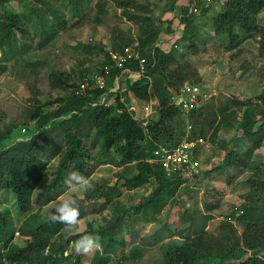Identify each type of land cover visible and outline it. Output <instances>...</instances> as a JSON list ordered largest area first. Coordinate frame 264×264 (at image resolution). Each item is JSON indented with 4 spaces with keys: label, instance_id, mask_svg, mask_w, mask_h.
Here are the masks:
<instances>
[{
    "label": "rangeland",
    "instance_id": "1",
    "mask_svg": "<svg viewBox=\"0 0 264 264\" xmlns=\"http://www.w3.org/2000/svg\"><path fill=\"white\" fill-rule=\"evenodd\" d=\"M145 3L148 10L127 7L147 17H124L122 8L111 0H4L0 3V38L6 32V12L17 15L12 38L0 42V147L24 133L35 132L31 113L49 111L59 103L69 86L50 83L53 73L68 82L90 79L104 59L103 50H119L127 37L141 36L157 29V45L167 55L161 65L165 69L188 62L194 69L193 81L199 85L197 106L190 112L179 110L170 123L178 131L187 125L201 143L193 150L194 168L174 187L158 183L152 174L137 185L126 186L124 177L136 172L135 160L119 162L113 148L108 153L101 145V137L87 121L83 145V172L94 185L92 190H69L65 180L75 170L71 159L60 163L63 143L48 141L40 156L45 160V172L29 195L25 212L17 208L9 188H0V213L9 222L6 238L0 241V253L6 248L31 241L34 230L44 245L41 253L50 255L49 264H68L78 258V264H160L170 244L182 241L190 234L187 224L203 217V229L216 234L222 219L241 230L242 206L251 210L264 203L257 181H264V131L259 136L242 135L241 124L246 113L255 130L259 119L255 116L262 107L259 94H264V52L259 50L255 33L243 34L235 28L238 41L211 29V15L220 9L224 0H190L193 18L188 25L189 36L181 35L184 27L178 21L179 6L188 0H135ZM202 8L198 11L199 8ZM42 17V18H41ZM41 18V20H40ZM264 21V7L255 14ZM161 68V70L159 69ZM164 68L155 66L149 77L151 110L148 118L156 117V95L163 83ZM136 77L123 74L111 89L126 105L133 104L132 114L140 116V100L126 90L125 82ZM116 83V82H115ZM228 98L242 102L228 106ZM106 101H109L108 99ZM55 119V118H54ZM200 128V133L198 130ZM59 144V145H58ZM246 154L244 166L221 164L225 151ZM115 151V150H114ZM216 166V167H215ZM154 167V166H153ZM76 171V170H75ZM155 189L166 200L155 202ZM154 197V199L152 198ZM72 198L78 202L80 221L71 232L65 226L48 219L50 206L58 198ZM144 197L151 200L144 201ZM237 213V214H236ZM240 213V212H239ZM117 222V228L108 223ZM99 235L102 247L84 256L74 252L72 241L83 231ZM0 264H7L6 258Z\"/></svg>",
    "mask_w": 264,
    "mask_h": 264
},
{
    "label": "trees",
    "instance_id": "2",
    "mask_svg": "<svg viewBox=\"0 0 264 264\" xmlns=\"http://www.w3.org/2000/svg\"><path fill=\"white\" fill-rule=\"evenodd\" d=\"M4 0H0V3ZM115 5L122 8L125 18L133 20L137 15L141 18L147 17L144 13L128 11L127 7L147 9L145 3H137L135 0H111ZM187 3L179 6L178 21L183 24L181 35L189 36L188 25L192 21V7ZM264 7V0H224L219 10L211 15L210 24L213 33L225 34L228 41L239 40L236 38L235 28L241 33H255L257 36L258 48L264 52V21H257L255 14ZM202 9L201 7L198 11ZM196 10V9H195ZM17 15L6 12L4 26L6 32L1 35L0 42L5 38H12L15 29L23 31L17 24ZM42 18V17H41ZM40 18V20H41ZM157 29L154 27L145 35L140 34L127 37L122 44L136 41V47L140 56L144 57V66L139 71L135 59H128L122 67L109 66L104 74L105 84L103 87H85L80 92H74L77 82H68L65 77L53 73L50 83L61 87L69 86V91L59 97V103L49 111L40 112L35 109L31 113L34 122L35 132L24 133L12 141L0 147V188H9L14 194L17 208L20 212H25L29 205V195L32 188L38 183L45 172V160L39 152L48 141L59 139L63 145L61 150L60 163L68 159L73 161V167L80 173L83 172V152L84 148L81 139L86 135L87 121L93 126V130L101 137V145L106 153L108 148H113L118 158L107 156V159L126 162L135 160L136 172L124 177L126 186L137 185L152 174L154 177L161 175L162 185L170 186L183 181V176L177 171L165 172L161 165L149 158L152 157V149L156 145L169 146L177 142L184 135L188 138L195 134L189 128L187 132L178 131L170 120L178 115L182 110L171 100V96L177 92L179 85L187 79L195 80L192 75L194 69L188 62L177 63L169 69L161 65L167 61V55L163 53L157 45ZM108 50H103L104 59L99 61L98 72H102L103 65H110L107 55ZM155 66L164 68L162 78L163 83L157 90V105L154 109L156 117L147 119L145 124H141L133 117L132 110L127 108L119 95L116 94L118 86L111 89L110 82L118 84L123 74L134 73L130 81H126V90L135 98L142 102L149 98L150 87L149 77ZM264 67V66H263ZM161 70V68H159ZM116 82V83H115ZM191 82V81H190ZM193 82V81H192ZM258 101L262 102V107L258 109L256 118L259 123L255 130L251 126L249 116L245 113V119L241 124L242 135L259 136L264 131V94H259ZM109 100L103 104V100ZM242 102L228 98V106L234 107ZM196 107L190 109V112ZM189 111V110H187ZM55 118V119H54ZM191 127V126H190ZM200 133V128L198 130ZM200 136V135H199ZM58 138V139H57ZM59 145V144H58ZM115 150V151H114ZM247 154V153H246ZM244 151L238 153L234 150H227L223 154L221 164L231 166H244L247 160ZM154 166V167H153ZM216 167V166H215ZM257 186L261 190L260 196L264 199V181H257ZM156 197L152 196L155 202L163 203L166 200L164 193H159L155 189ZM151 200L144 197V201ZM257 209L251 210L242 206L241 230L239 233L231 221L222 219L217 224L216 234H212L203 229V215L199 213V220L188 223L190 234L182 241L168 246L165 256L160 264H264V203L257 205ZM9 222L0 213V241L6 238ZM117 228V222L112 221L106 226V231ZM109 232V230H108ZM82 235H87L90 231H83ZM44 240L41 239L38 228L34 230L31 241L23 245L6 248L0 253V260L6 258L7 264H49L52 259L50 255L41 253ZM68 264H78V258L68 259Z\"/></svg>",
    "mask_w": 264,
    "mask_h": 264
},
{
    "label": "built area",
    "instance_id": "3",
    "mask_svg": "<svg viewBox=\"0 0 264 264\" xmlns=\"http://www.w3.org/2000/svg\"><path fill=\"white\" fill-rule=\"evenodd\" d=\"M194 9V6L192 7ZM108 60L110 65H103L102 72L95 71L91 76L89 81H79L77 88L74 92H80L85 87H103L105 84L104 74L107 72L109 66L122 67L123 64L128 59H135L137 63L138 70L140 71L144 66V57L140 56L138 49L136 47V41L133 40L130 43L124 45L119 50H108L107 51ZM200 88L195 82L183 81L177 92L171 96V100L177 104L182 110L187 111L197 106L199 99ZM107 101L103 100V104ZM151 101L146 100L141 104L140 116H134L138 119L141 124H145L148 119V113L151 110ZM128 109H134L131 103L127 105ZM190 124L187 125L186 131L189 130ZM202 140L201 136L195 135L194 137H186L185 135L181 137L177 142L169 146L156 145L152 149V157L149 158L161 165L165 172L177 171L180 175H187L190 173L191 169L194 168V162L192 159L193 150L195 146ZM241 212V209L236 211ZM236 213V214H237ZM231 220V219H229Z\"/></svg>",
    "mask_w": 264,
    "mask_h": 264
},
{
    "label": "clouds",
    "instance_id": "4",
    "mask_svg": "<svg viewBox=\"0 0 264 264\" xmlns=\"http://www.w3.org/2000/svg\"><path fill=\"white\" fill-rule=\"evenodd\" d=\"M66 188L69 190H92L94 185L90 179L84 176L79 171H69L65 180ZM48 219L52 223H60L65 226V231L71 232L79 224L81 219L79 205L72 198H58L49 209ZM74 252L79 255H90L94 250H99L100 244L99 235L87 234L82 235L78 240L72 241Z\"/></svg>",
    "mask_w": 264,
    "mask_h": 264
}]
</instances>
